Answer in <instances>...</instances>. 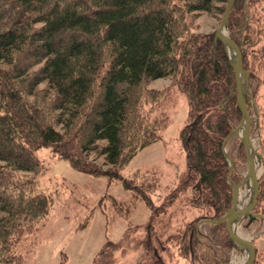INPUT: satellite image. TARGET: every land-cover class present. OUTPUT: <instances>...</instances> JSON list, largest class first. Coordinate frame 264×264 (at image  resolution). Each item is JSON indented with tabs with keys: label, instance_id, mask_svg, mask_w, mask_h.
Instances as JSON below:
<instances>
[{
	"label": "trees",
	"instance_id": "trees-1",
	"mask_svg": "<svg viewBox=\"0 0 264 264\" xmlns=\"http://www.w3.org/2000/svg\"><path fill=\"white\" fill-rule=\"evenodd\" d=\"M226 2L0 0V264H23L20 240L52 206V196L39 189L46 166L37 152L43 147L79 172L121 180L150 210L146 222L128 226L117 241L107 239L92 264H110L113 252L125 256L140 246L187 264L227 260L215 246L231 244L218 222L233 198L223 147L242 115L223 43L214 32L192 30L198 12L223 13ZM261 12L264 0H235L228 17L248 81L246 51ZM168 77L167 87L149 86ZM173 89L187 99L180 130L186 168L154 205L147 193L154 174L122 178L121 171L161 139L170 121L161 109L173 101ZM246 104L256 106L252 93ZM263 194L259 182L256 204ZM186 206L198 215L186 219ZM178 212L175 231L157 238L156 227H171ZM138 230L147 232L145 239L134 238Z\"/></svg>",
	"mask_w": 264,
	"mask_h": 264
},
{
	"label": "rangeland",
	"instance_id": "rangeland-1",
	"mask_svg": "<svg viewBox=\"0 0 264 264\" xmlns=\"http://www.w3.org/2000/svg\"><path fill=\"white\" fill-rule=\"evenodd\" d=\"M221 5L222 3H216V6ZM222 15L219 9L198 12L193 17L192 30L199 33H212L218 28ZM258 22L252 24L256 30L250 34L252 45L248 46L246 51L247 65L252 70V74L247 87L243 79V86L245 94L252 93L256 101V106L248 104L249 108H247L252 121L251 143L256 151V161L260 159L261 173L258 176V182H261L264 187L263 12ZM169 84L170 77L152 80L149 86L161 89ZM43 86L45 83L40 85V87ZM172 94L173 101L161 109V112L170 120L167 128L161 132V139L138 151L121 171L122 178H130L134 173L141 171L154 174L152 178L155 183L150 179L152 183H148L150 188L147 190L154 205H157L162 197L176 185L179 174L186 168V153L180 130L187 116V99L177 89H173ZM225 150L232 162L231 180L238 184L243 181L249 166L241 138L237 133L228 139ZM37 154L46 166V170L38 176L39 189L50 194L53 203L48 213L36 222L35 229L20 240L18 251L23 256V264H92L96 253L107 239L117 241L128 226L133 227L147 221L150 214L148 206L134 197L130 190L124 188L121 180L108 181L106 177H94L79 172L73 169L68 161L57 158L49 147L39 149ZM146 183L145 181L144 184ZM243 184L244 182L239 186ZM152 185H155V188L149 191ZM142 189L147 188L144 186ZM242 193L240 197L243 203L240 207L244 208L248 204L245 200V192L243 198ZM181 211L182 215L186 212V219L198 215L197 211L189 206L182 208ZM123 212L126 214L123 215ZM179 213L181 212H178V216L174 217L172 222L170 221L171 227L168 229L164 230L165 228L162 229L160 225L156 227L157 238L162 239L168 233L175 231L182 216ZM238 230L257 248L254 264H264V194L263 199L257 204L255 202L251 211L242 217ZM207 231L210 232V230ZM133 236L142 240L146 238L147 232L138 230ZM215 246L219 253H227V260L224 261L239 262L240 257L246 253L245 246H238L232 240L229 247H222L219 243H215ZM169 249L175 253V248ZM120 254L119 251L113 252L110 264H152L156 260H160L162 264H187L177 255L170 257L165 251L157 252L152 247L146 249L140 246L125 256Z\"/></svg>",
	"mask_w": 264,
	"mask_h": 264
},
{
	"label": "water",
	"instance_id": "water-1",
	"mask_svg": "<svg viewBox=\"0 0 264 264\" xmlns=\"http://www.w3.org/2000/svg\"><path fill=\"white\" fill-rule=\"evenodd\" d=\"M235 0H227L225 7H224V12L221 18V21L219 23L218 28L214 31V36L215 38H218L224 45V48L227 52V55L230 59V62L233 66V71H234V75H235V85H236V98H237V103L239 106V109L241 111V120L239 122V124L232 130V132L228 135V137L225 139L224 141V147H223V152L226 158H228V155L226 153L225 150V144L228 141V139L234 135L235 133H237L242 141V145H243V149H244V154H245V158L247 161V164L249 166V174H250V178L252 179V182L254 184V189H253V195H252V200L251 202L244 208L240 209V198H239V193H238V186L240 184H242L243 182H245L246 180H248V176H245L242 182H239L238 184L233 183L232 180H230V183L232 184V188H233V198H232V204L231 207L226 211V213L218 220V222H222L225 226V229L229 235V238L235 242L237 244V240L240 239L242 241V244L245 246L246 250L248 251L249 254V258L246 261V263L244 264H254L255 261V248L254 245L252 243L251 240H249L248 238H246L245 236H243L241 233H238L236 231H234L231 226H230V220L236 216L239 215L241 217H243L245 214L249 213L251 211V209L253 208L256 200H257V196H258V191H259V182H258V177L256 178L253 175V165H252V160L249 156L248 150L251 143V136H250V125H251V115L250 112L247 108V104H246V94L244 91V84H243V79L245 81V86H248V76L249 73L247 71H245L242 67V54L239 48L238 43L236 42V40L234 39L233 36H230L228 34V17H229V12L230 9L233 5ZM225 29L226 30V34L224 35V33H222V30ZM230 40L233 45L234 48L236 50V58L235 61L233 62L229 56V53L227 51L226 48V41ZM247 96L250 97V94H247ZM242 128L243 132L240 135L238 133V129ZM256 153V151H255ZM229 160V158L227 159ZM229 162V168L230 171L232 169V162ZM241 246V245H238ZM218 264H242L239 263L238 261L235 260H228V261H221Z\"/></svg>",
	"mask_w": 264,
	"mask_h": 264
},
{
	"label": "bare ground",
	"instance_id": "bare-ground-1",
	"mask_svg": "<svg viewBox=\"0 0 264 264\" xmlns=\"http://www.w3.org/2000/svg\"><path fill=\"white\" fill-rule=\"evenodd\" d=\"M222 33H224V35H225L226 34V30L223 29ZM226 48H227V51L229 53V56H230L231 60L234 62L235 58H236V50L234 48L233 43L230 40L226 41ZM242 130H243L242 128L238 129V133L240 135L243 132ZM248 153H249V156H250V158L252 160V163L254 164L253 165V175L257 178L259 176V174L261 173L260 159L258 158L257 159L258 161H256L255 148H254V146L252 144L249 147ZM246 176H248V180H246L243 185L238 186V193H239V198H240V202H241L240 206L243 203V201H242V199L240 197L242 192H243L242 193V198L244 197L243 194L245 192V200H246L247 204H249L251 202V200H252L254 184L252 182V179L249 177L250 176L249 171L247 172ZM243 189H245V190H243ZM240 209H242V208L240 207ZM241 219H242L241 216L236 215L230 220V226L236 232L239 231L238 229H239V226H240V223H241ZM237 245H243L242 241L240 239L237 240ZM248 258H249V254H248V251L246 250L245 255L243 257H240L239 263H242V264L246 263Z\"/></svg>",
	"mask_w": 264,
	"mask_h": 264
}]
</instances>
